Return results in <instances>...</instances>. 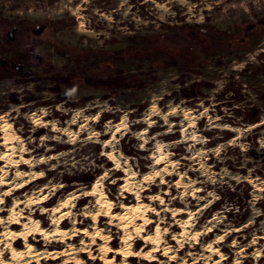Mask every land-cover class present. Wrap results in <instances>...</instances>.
I'll return each instance as SVG.
<instances>
[{
	"label": "rangeland",
	"instance_id": "obj_1",
	"mask_svg": "<svg viewBox=\"0 0 264 264\" xmlns=\"http://www.w3.org/2000/svg\"><path fill=\"white\" fill-rule=\"evenodd\" d=\"M73 87L77 91L69 97L66 93ZM153 106L161 115L151 116L155 123L149 127L144 121ZM76 112L99 119L85 124L77 118L69 123ZM125 113L129 125L126 131L121 129L123 135L115 133L116 148L135 165L133 171L140 173L137 180L150 171L156 141L174 145L167 149L168 159L180 165L176 170L180 175H165V183L160 184L157 177L154 188L141 193L144 201L150 202L147 198L155 194L163 196L164 202L175 197L176 203L159 214L166 225L176 221L171 210L180 207L186 211L180 219L194 214L191 221L201 233L211 229L198 240L195 254L185 264L193 262L204 243L219 234L223 236L216 244L220 253L214 255L218 264H264V0H0V116L12 123L28 156L49 158L33 170L44 172L43 177L10 195L0 215L5 218L14 200L25 199L49 181L60 183L64 187L53 194L45 189L49 198L34 216L48 228L52 219L40 209L51 210L71 193L79 197L71 208L75 223L66 216L59 224L68 227L69 233L77 230L73 240L46 245L39 234L32 235L35 248L45 254L39 264H76V259L64 254L68 246L90 249L96 261L84 252L78 258L83 264H103L97 250L88 247L90 235H84L93 231L94 221L83 213L95 197L80 196L78 190L81 186L87 190L104 169H112L104 191L113 204L117 202L126 173L115 170L113 162L100 155L112 148L87 138L90 128L101 133L99 140H112L106 126L113 130ZM253 113L258 118L255 123L249 122ZM162 115H167L168 123ZM34 118L40 119V125L33 123ZM53 122L57 128L79 132L76 142L69 143L68 136L54 131ZM145 129L146 137L155 140L149 139L139 149L136 146L142 141L133 134ZM44 136H59L60 141L41 143ZM155 167L160 169L164 163ZM25 170L31 169L24 165L20 172ZM13 175L14 170L9 176ZM112 179L117 183H110ZM179 179L182 184L195 181L192 189L198 191L182 201L184 189L176 187ZM124 194L123 204L136 201L132 193ZM152 207L161 205L154 201ZM107 221L102 215L97 226L110 235L108 244L114 249L122 244L123 232ZM179 230L175 224L167 238ZM187 241L173 264H181L190 250L192 240ZM23 243L18 238L13 246ZM141 243L139 239L133 249ZM49 250L57 257L49 258ZM120 259L118 254L116 260ZM203 263L202 259L191 264Z\"/></svg>",
	"mask_w": 264,
	"mask_h": 264
},
{
	"label": "clouds",
	"instance_id": "obj_2",
	"mask_svg": "<svg viewBox=\"0 0 264 264\" xmlns=\"http://www.w3.org/2000/svg\"><path fill=\"white\" fill-rule=\"evenodd\" d=\"M181 3H187V0H180ZM241 7H243L244 5L241 4ZM165 11H167V9H165ZM245 11H247V9H245ZM203 19V17H201V20ZM238 67H243V65H239ZM77 89L75 87H73L72 89H70L66 94L71 97L76 93ZM110 110V109H108ZM207 111V110H205ZM44 114H47L46 112ZM35 115V114H33ZM153 115H161V113L159 112L158 109H156L154 106L151 109V112L148 113L145 117V123L149 124V127H151L152 124L155 123V121H152L150 119L151 116ZM187 116V114H185ZM77 118H81L85 121V124H87L88 120H95V119H99V116L96 117H84L82 112H76L75 116L73 117V119L71 121H69V123H76V119ZM161 118L164 120L165 123H168V119H167V115H162ZM29 119H31V117H29ZM198 119V117H197ZM33 123H35L36 125H40V119L36 118L33 120ZM56 123L57 122H53L51 127L54 131L56 132H63L64 135L69 137L68 142L69 143H74L76 142V138L79 136V132L73 133L71 131H69L67 128L61 129V128H57L56 127ZM192 126H194V121L191 122ZM129 125L128 119H127V113H125L124 117L121 119L120 124L117 125L115 127V131L112 130V128L110 126H106V131L108 132H112L113 135V139L109 140L107 142L101 141L99 140V137L101 136L100 132L97 131H93L92 129H88L89 135H88V140L92 141L93 143H100L103 144L104 147H110L112 148V151L110 152H101L100 155L101 156H107V158L109 160H111L115 166V170H119L122 172L126 173L127 179L125 181V184L119 189V195L117 197V202L115 204L111 203L108 201L107 197L104 194V181L109 179V176L111 174V172L113 171L112 169H104L103 170V174L97 179L95 185L92 187V190L86 191L84 190L83 186L80 187L79 191V195L83 196V195H91L94 197H97V199L95 200L94 203L90 202V206L84 211V215L89 216L93 221L96 220L97 216L100 215H109V213L111 212L113 207L116 208H121L124 207L122 201H121V197H123L125 192L128 193H132V195L135 197L137 204L135 207L132 208H128L127 209V214L126 215H116L114 217H112V219H110L108 221V223H112V220H117V221H121V223H117L116 227L117 228H124L125 232H124V236H123V244L124 247L122 248V253L127 256V255H132L133 253L130 251L131 247H132V241L135 238H140V239H144L146 241V243H150V244H160L162 242V237L165 235V233H167L168 229L164 228V229H160L159 227H157L156 232L154 235H147V236H141V232L144 231V227L149 224L152 223V221H150L149 219H147L146 217V213L149 212H155L157 216H159V213L156 212V209L154 207L151 206V204H144L141 202L142 197H141V193L145 191L146 188H150V186L156 182L157 177H159V183L163 184L165 183L164 177L165 175H172L173 173H176L177 175H180V173L176 172V170L179 168V162L173 163L171 162L168 157L171 155V153H169L167 151V149L169 147H173L174 145H166L161 143L160 141H156L154 149L152 150V160H153V164L150 167V171L148 172V174L144 175L142 177V179L137 180L136 177L140 175V173L138 171H133V167L135 166L134 164H130L129 163V157H125L123 155L120 154L119 150L116 148V145L119 143V140H117L115 138V133L116 132H121V129H124L125 131L127 130ZM47 126V125H44ZM7 128H10V125L6 124ZM84 125H81V128H83ZM169 131H171V127H169L168 129ZM146 132L147 129H145V131L143 133H134L133 135L136 136V139L139 141H142L141 143H139L136 147H138L139 149H144L145 145L148 144L149 139L155 140V137H146ZM121 135H123V133L121 132ZM193 140H196L197 137L195 135H192L191 137ZM12 139H15L17 141L18 147H19V152L23 153L25 151V148L23 146V143L19 140L18 137H16L14 134L12 135ZM47 139H55L57 141H60V137L59 136H54V137H48V136H44L41 137V143H43L44 140ZM201 143L203 142L202 140L200 141ZM220 149H216L217 153L219 152ZM61 155H67V153H61ZM196 155L200 156L203 155V153L197 152ZM49 158H43V159H32V160H18V161H13L11 160V157H9V164L11 165H15L18 163H25L28 164L30 167L34 166L36 164L39 163H47V160ZM85 160H88L87 157L84 158ZM164 163V167L157 169L155 167L156 164H161ZM76 163L77 162H73L72 166L76 167ZM89 166L91 167H97V165H95V163L93 161H88ZM99 167L103 168V165H99ZM201 167L203 168V165H201ZM0 173H2V175H0V184H4V183H11L13 187H21L23 186L24 183H28L29 180L32 179H36L38 176H43L44 172H39V173H33V172H20V171H16L15 175L13 176L11 181H7L6 178L8 176V172L5 169H0ZM28 176L29 180H24L23 177ZM181 179H183V176L181 177ZM21 181V183H16V181ZM214 182V181H213ZM110 183L112 184H116L117 181L116 179H112L110 181ZM195 183V181H191L188 182L186 184H182L180 181H177L176 183V187L177 188H183L184 192L181 194V200L183 201V196L185 195H194L196 191H198V189H192V185ZM48 189V193L49 194H53L57 189L64 187V185L57 183L55 185L52 184L51 181L48 182V185L45 186ZM169 187H171V185H169ZM189 189H192V191H189ZM11 189H9V191L4 192L2 195H0V203L3 202V196H7L10 194ZM44 189L41 188L39 191L32 193L31 197H28L25 199L24 203L25 206H30L34 203H39L41 201V199H48L49 197L40 196V193L43 192ZM208 195L213 196V198L215 199L216 197L213 195V193H208ZM79 197L77 196L76 193H71L69 194V198L62 200V202L57 206L56 209L54 210H47V209H40L41 212L44 211H48L49 212V218L52 219L53 224H58L59 223V217L58 218H52V212L54 211H59L60 208H64L67 207L69 209L68 212L63 213V216H72L73 217V223H75V214L71 213V208L74 207L75 205L73 204V201L78 199ZM175 197H173L174 199ZM147 199H149L150 201H158L160 204H164V200L161 198L160 194L157 195H152L149 196ZM171 201H169L170 203ZM167 205H165L163 211H167ZM23 211V209H20L19 211H17L15 213V216L18 217L20 215V212ZM173 215L176 214L175 210H172ZM194 215V214H191ZM140 219L143 221V224H136L135 220ZM13 222L11 219H9L8 221H4L5 224L7 223H11ZM30 224L33 225V227L29 228L28 225H25V232L23 233H8L7 230L5 229V239L4 240H0V264H21V261H24V264H31L30 261H26L24 258L28 256L29 254V247L27 245V236L31 233V232H36L38 231V225L36 222H29ZM158 223H164L163 219L161 218L160 221ZM93 228V231L91 233H89L88 231L84 232L85 236H91V243H95L96 237H100L101 239L104 240L105 245L107 244L108 240L110 239V235H104L101 236V232L103 231L102 229H96L95 225L93 224L91 226ZM131 228L132 231L129 232L127 231V229ZM206 231H211V229H206ZM78 232L75 228H73L71 230L70 233H56V232H52L50 235L49 233H42V235L44 236V239L46 242H50V239H63L66 236H71V235H77ZM17 235H21L24 237L25 240V248L26 251L24 252H16L15 250L12 249V245L10 243V240L15 239ZM184 235V234H181ZM199 235V233H196L195 235H192L190 237H187V239H191V240H195L196 236ZM225 235H227V233H225ZM172 239H177L176 236H173ZM220 240L223 239V236L219 237ZM185 242H187V240H185ZM165 243V252L169 251L170 249L167 248L166 242ZM183 246V245H181ZM88 247H91V244L88 245ZM211 246L209 245V248ZM80 250V249H77ZM10 252L11 256L10 258H6L5 257V252ZM102 252H107L110 251V249L107 248H102L101 249ZM136 255H140L141 253H135ZM96 257H93V259H95ZM149 259H151V256L148 257ZM210 259V257H209ZM76 264H83L82 261H76ZM110 264V262H109Z\"/></svg>",
	"mask_w": 264,
	"mask_h": 264
},
{
	"label": "bare ground",
	"instance_id": "obj_3",
	"mask_svg": "<svg viewBox=\"0 0 264 264\" xmlns=\"http://www.w3.org/2000/svg\"><path fill=\"white\" fill-rule=\"evenodd\" d=\"M36 119V118H34ZM7 125H10V128L6 127ZM120 123H115V127L117 125H119ZM115 127L113 129V131H115ZM0 147H3V149L0 150V160L3 161V163L1 164L0 169H5L8 172V176L6 178L7 181H11L13 176L15 175L16 171H20V169L22 167H24V165H28L25 163H18L15 164L14 166L9 164L8 160L9 157H11V160L13 161H18V160H32V158L30 156H28L27 154H29V150H25L23 153L19 152V149L16 147V140L12 139V135L14 134L16 137H18L15 129L12 126V123L8 120V118H6L5 116H0ZM112 138V134L110 139ZM106 152H110V151H106ZM39 159H42L41 157ZM42 163L36 164L34 166H29L30 167V171H24L25 173L27 172H33V173H39L40 171H33L36 168L40 167ZM163 168V167H161ZM14 170V175L12 177H10V171ZM0 175H2V173H0ZM146 175L143 174L142 177ZM43 176H38L36 179H32L29 180L28 176H25V178L23 177L24 180H29L28 183H24L23 186L21 187H13L11 183H4V184H0V195H2L4 192L9 191V189H11L10 194L7 196H3V202L0 203V213H3L6 210V207H2V204L8 201V198L10 195L13 194H17L19 193V191H21L22 189H24L25 187H27L32 181H37L38 179H40ZM141 177V178H142ZM127 179V176L124 178V182L122 184H120V186L122 187L125 184V181ZM97 180L92 182V185L90 188H88L86 191H91L92 187L95 185ZM180 181L181 180H177ZM16 183H21V181H16ZM46 185H43L41 187H39L38 189L33 190L30 194H28L26 198L31 197L32 193L39 191L41 188L44 189L43 192L40 193V196H46L45 193V187ZM154 186L151 185L150 188H146V189H153ZM145 189V190H146ZM78 195V193H76ZM105 196L107 197L108 201L113 203L112 199L110 197H108L104 191ZM157 195V194H155ZM161 196V195H160ZM142 200L141 202L144 204H152L154 203V201H150V202H146L144 201V195H141ZM69 198V195L65 196L64 198H62L60 201H58L55 205L51 206V210H54L57 208V206L62 202V200ZM123 198H126V195H123ZM162 199H164L163 196H161ZM25 199H16L13 201L12 205L8 208V212L7 215L5 216V218H2L0 215V224L2 226V230L0 231V240H4L5 239V229L7 230L8 233H23L25 232V225H28L29 228L33 227L32 224H30L29 222H36L38 225V231L36 232H31L28 236H27V245L30 249L29 254L27 257H25L24 259L26 261H30L32 262H36V264H39V259L44 256L45 254L42 253L41 250L36 249L34 244L31 242L32 240L36 241L35 237L32 235H36L39 234L41 237V239H44V236L42 235V233H49V235L52 232H56V233H69L68 232V227H61L59 224L63 223L66 216H63L62 214L65 212H68L69 209H67V207L64 208H60L59 211H54L52 212V218H60L59 219V223L58 224H53L52 220H51V227L46 228L44 225L40 224V221L38 219H36V217H34L37 213V208L44 202L47 201V199H41V201L39 203H34L30 206H25ZM97 199V197H95V200ZM169 201H171L169 203ZM175 204L176 200L173 198H170L167 202H164V204H160L158 202L159 205H161L160 208H155L156 212H158L159 214L163 211L165 205L169 204ZM137 204V201L132 202V203H124V207H121V211H114V207L112 208L111 212L109 213V215H107L108 217V221L110 219H112V217L116 216V215H126L127 214V209L128 208H132L135 207ZM20 209H23V211L20 212V215L18 217L15 216V213L17 211H19ZM44 209V208H43ZM169 210V208H168ZM167 210V211H168ZM172 210L176 211V214L173 215ZM171 210V216L174 217V219L176 220L175 222H170L169 225H166V221L163 219L164 223H158L160 221V216L157 217L156 220H154L153 218H151L150 216H152V214H156L155 212H149L146 213V217L147 219H149L150 221H152V223L147 224L144 227V231L141 232V236H147V235H154L156 232L157 227H159L160 229H164L167 228L168 231L167 233H165V235L162 237V242L160 244H150V243H146V241L144 239H141L143 241V243H141V245L137 248V250H134L133 247L138 243L140 238H135L131 243H132V247L130 249V251L133 253L132 255H127L125 256L122 253V248L124 247L123 244V236H124V232L125 229L124 228H119L122 230V235H121V242L122 244L119 247H116L114 249H112L109 246V242H107V244L105 245V242L103 239H101L100 237H96L95 243H91V236H90V244H91V249H95L97 250L98 258L103 260V264H173L176 259L175 256L177 255V253L183 249L185 247V240H188L187 237H190L192 235H195L196 233H199V235L196 236L195 240H192V244L189 245L190 250L186 252L183 261H179V263L181 264H185V260H187L188 258L192 257L193 254H195V251H193V249H195V245L198 242V240L200 238H205L207 235L210 234V231H204L203 233H201V230L197 228V223L196 222H192V215L191 214H187L185 217H182L181 219L178 217L179 215H181L183 212H186L185 210L181 209L180 207L178 208H174ZM41 212V211H40ZM42 213V212H41ZM164 214H166V212H164ZM102 216V215H100ZM100 216L96 217V220L94 221V225L96 229H101L98 228L97 226V221L100 218ZM105 216V215H103ZM9 219H11L13 222L11 223H7L5 224L4 221H8ZM107 221V222H108ZM117 223H121V221H117V220H112V225H116ZM136 224H143V221L140 219L135 220ZM20 225L19 227L16 228V225ZM175 224H177V226L180 227V230L177 233H174L169 239L167 238V234L169 232V228L174 227ZM153 225V228H151V226ZM210 228V227H209ZM208 228V229H209ZM80 230L82 231L83 229L80 228ZM127 231L131 232L132 229L129 228L127 229ZM91 233V232H90ZM184 234V235H181ZM107 235L105 234L103 231L101 232V236ZM173 236H176L177 239H172ZM219 237H221V234H219L216 239L211 240V241H207L204 243V245L201 247L202 252L197 253L196 258L193 260V262H189V264L191 263H197L200 262V260H204V263L207 264H218L219 263V259H216L214 257V255H219V250L217 249V241H220ZM18 238H22L24 243L23 246H17L14 247L13 243L18 241ZM74 239L75 235H71V236H66L63 239ZM100 239V241L98 242L97 239ZM63 239H50V242H47L46 245H56L57 241H64ZM172 241L176 242L178 247L177 248H173V244ZM167 245V248L170 249L169 251L165 252V243ZM10 243L12 245V249L15 250L16 252H24L26 251L25 248V240L24 237L21 235H17L15 239L10 240ZM183 245V246H181ZM209 245L211 246L209 248ZM2 246V245H0ZM102 248H107L110 249V251L107 252H102L101 249ZM84 252H87L88 255L87 257L92 258L93 262H95L96 260L93 259V255L90 252V249H85L82 248L80 250H77V248H74V246H68L66 252H64V254L72 259H76L78 260L79 256H82ZM113 252L112 255H110V253ZM51 255L48 256L49 258H55L57 257V255L53 254L52 250H49V252ZM135 253H141L140 255H136ZM109 254V255H108ZM120 254L121 255V259L119 261L116 260L117 255ZM11 253L9 252V255L7 256V258H10ZM151 256V259H149L148 257ZM164 258H163V257ZM165 257H167L165 259ZM210 257V259H209ZM203 263V264H204ZM24 264V261L21 263Z\"/></svg>",
	"mask_w": 264,
	"mask_h": 264
},
{
	"label": "trees",
	"instance_id": "obj_4",
	"mask_svg": "<svg viewBox=\"0 0 264 264\" xmlns=\"http://www.w3.org/2000/svg\"><path fill=\"white\" fill-rule=\"evenodd\" d=\"M189 93H191V92H187V93H185V94H189ZM189 96H191V95H189ZM256 121H258V118H257L256 115L253 113L252 116H251V118H250V120H249V122H251V123H255Z\"/></svg>",
	"mask_w": 264,
	"mask_h": 264
}]
</instances>
